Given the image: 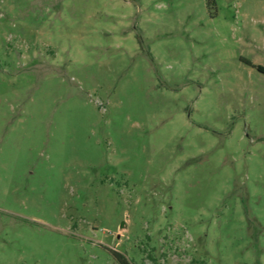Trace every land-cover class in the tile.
Listing matches in <instances>:
<instances>
[{"label": "rangeland", "instance_id": "374dc122", "mask_svg": "<svg viewBox=\"0 0 264 264\" xmlns=\"http://www.w3.org/2000/svg\"><path fill=\"white\" fill-rule=\"evenodd\" d=\"M258 65L264 0H0V264H264Z\"/></svg>", "mask_w": 264, "mask_h": 264}, {"label": "trees", "instance_id": "16d2710c", "mask_svg": "<svg viewBox=\"0 0 264 264\" xmlns=\"http://www.w3.org/2000/svg\"><path fill=\"white\" fill-rule=\"evenodd\" d=\"M208 4L211 5L214 0H207ZM249 64H251V62H248ZM252 65V64H251ZM260 73L264 74V67L263 66H254ZM116 259L118 261L119 264H131L130 261L128 260V258L122 254H118L116 256Z\"/></svg>", "mask_w": 264, "mask_h": 264}]
</instances>
